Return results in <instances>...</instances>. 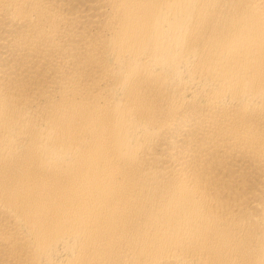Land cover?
<instances>
[{"label":"bare ground","instance_id":"obj_1","mask_svg":"<svg viewBox=\"0 0 264 264\" xmlns=\"http://www.w3.org/2000/svg\"><path fill=\"white\" fill-rule=\"evenodd\" d=\"M0 264H264V0H0Z\"/></svg>","mask_w":264,"mask_h":264}]
</instances>
